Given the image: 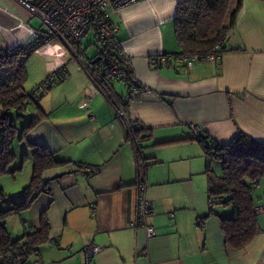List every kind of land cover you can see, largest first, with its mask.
Returning <instances> with one entry per match:
<instances>
[{
  "label": "crops",
  "instance_id": "obj_1",
  "mask_svg": "<svg viewBox=\"0 0 264 264\" xmlns=\"http://www.w3.org/2000/svg\"><path fill=\"white\" fill-rule=\"evenodd\" d=\"M176 3L143 0L110 15L130 59L129 77L141 91L132 93L123 76L114 80L111 98L97 94L84 107L92 82L66 46L49 71L65 68L62 80L37 98L40 119L25 140L63 163L43 171L50 193L18 215L19 228L6 223L17 238L39 228L46 212L49 239L30 256L33 264H264V214H256L253 235L235 246L239 241H227L231 227L227 233L222 227V220L231 224L232 205L210 210L200 140L226 144L239 132L264 140V1L241 0L227 49L190 68L172 55L180 49ZM22 9L14 0H0V48L6 51L29 41L35 30ZM97 58L96 52L88 62L98 65ZM111 99L123 103L125 118L116 115ZM191 124L200 127L199 137ZM136 127L143 131L135 144L130 132ZM141 182L152 202L151 238L133 222ZM255 185L253 204H264V176ZM89 244L100 250L86 261Z\"/></svg>",
  "mask_w": 264,
  "mask_h": 264
},
{
  "label": "trees",
  "instance_id": "obj_2",
  "mask_svg": "<svg viewBox=\"0 0 264 264\" xmlns=\"http://www.w3.org/2000/svg\"><path fill=\"white\" fill-rule=\"evenodd\" d=\"M230 0H177L174 16V34L179 45V51L172 54L180 56L196 55L199 60L210 58L224 52L229 32L233 29L236 17L241 6V0H237L232 10H229ZM264 1V0H262ZM43 43L36 39L29 45V49L23 51H0V176L13 174L17 167L10 169L15 160V154L11 147L15 140H25L27 132L36 124L40 116H32L29 123L23 125L20 130L8 119V111L19 112L30 104L36 103L40 96H34L32 92L20 93L23 81L26 77L23 68L24 56L29 53L33 45ZM215 46H218L215 49ZM112 59L117 56L107 53ZM16 68L12 81L2 79V74L11 68ZM124 76L130 79L128 68L123 67ZM51 87V86H50ZM31 99V100H30ZM143 131L136 127L131 133V139H138L137 134ZM148 136V135H147ZM145 136H143L144 138ZM204 146L206 156V174L208 177V200L211 203L210 210L216 205L230 203L234 209L231 224L222 220V227L227 233L228 226L231 231L227 241H239L235 246H242L257 230L256 214L253 204V184L264 176V140H255L243 132H239L226 144L216 143L212 140L200 139ZM32 147L31 158L33 162L32 177L27 186L22 190V200L19 203L8 201L3 188L0 186V264L1 258L14 246L19 245L30 258L38 247L48 241L49 223L46 212L40 214L39 228L25 231L21 236L12 238L7 227L6 219L11 215H20L29 209L33 201L41 193H50L47 181L42 179V173L48 168L62 164L43 145L26 140ZM24 158H27L23 156ZM217 160L221 164V175L214 174L210 165ZM32 262V260L30 259ZM33 263V262H32Z\"/></svg>",
  "mask_w": 264,
  "mask_h": 264
},
{
  "label": "built area",
  "instance_id": "obj_3",
  "mask_svg": "<svg viewBox=\"0 0 264 264\" xmlns=\"http://www.w3.org/2000/svg\"><path fill=\"white\" fill-rule=\"evenodd\" d=\"M23 7L30 15L37 16L47 27L46 32L30 30L29 41L18 47L20 51L29 49V45L39 39L46 42L53 37H58L70 51V60H77L85 66L92 85L85 90L83 106L88 107L97 94L109 95L114 80L123 77V67H130V59L124 52L122 43L117 39L119 24L110 19L112 13L119 11L133 3L143 0H14ZM92 29L94 31L95 43L97 44V55L99 66L88 62L85 56L86 47L82 38ZM218 46H215L217 49ZM111 52L117 58L112 59L107 55ZM218 59L220 56H214ZM183 64L190 68L199 61L196 55L180 56L178 58ZM158 61H152L155 66ZM64 67H60L49 73L43 82L36 85L31 92L34 96L44 94L50 86L62 80ZM143 89L133 79L130 90L137 93ZM115 113L119 117H126V111L122 102L111 99ZM194 137H199L201 129L197 124L190 125ZM147 185L141 182L137 186L136 209L134 224L144 229L147 238L155 236L154 227L148 223V216L153 213L152 202L147 197ZM211 208V203L208 200ZM255 214H264V204L254 205ZM200 220L197 221V224ZM100 250L99 246L89 244L84 247L86 261L91 260L94 254ZM3 264H33L30 258L19 245L13 247L5 255L1 256Z\"/></svg>",
  "mask_w": 264,
  "mask_h": 264
},
{
  "label": "rangeland",
  "instance_id": "obj_4",
  "mask_svg": "<svg viewBox=\"0 0 264 264\" xmlns=\"http://www.w3.org/2000/svg\"><path fill=\"white\" fill-rule=\"evenodd\" d=\"M237 0L229 1V10H232L234 4ZM22 13L25 15L26 23L34 28L37 31L46 32L47 27L42 23V21L37 17L30 15L27 11L22 9ZM174 25V21H173ZM82 43L86 47L85 55L88 58H92L93 55L97 52V44L95 43L94 31L90 29L88 33L82 38ZM65 44L58 37H53L50 40L38 43L33 45L31 50L27 55L24 56L23 68L25 69L26 77L23 81L22 90L20 93H29L36 86L45 80V78L49 75V71L54 67L61 58H63L64 54L67 52L64 47ZM5 47H1L0 51H6ZM16 73V68H11L8 72L2 74V79L5 81H12L13 75ZM31 100V99H30ZM36 105L34 102L27 104L24 109H22L19 113L22 116H17L18 111L12 109L8 111V119L11 120L20 130L23 125L29 123L32 116H37ZM0 107V115L1 112ZM1 119L0 116V122ZM12 151L15 154V160L10 166V169H14L17 167H22L20 170H16L13 174H3L0 176V186L3 188L7 196L8 201H13L15 203H19L23 196L22 190L25 186H27L32 177V169L33 162L31 158L32 147H29L26 143V140H15L11 147ZM27 158H24L23 156ZM212 166L210 168L214 172L215 175H221V164L219 161H212ZM258 196V192H256V185L253 188V197L256 199ZM209 204V203H208ZM210 208V206H209ZM6 222L10 226V228L14 225L19 228V217L18 215H11L6 219ZM14 231V230H13ZM36 259V258H32Z\"/></svg>",
  "mask_w": 264,
  "mask_h": 264
},
{
  "label": "flooded vegetation",
  "instance_id": "obj_5",
  "mask_svg": "<svg viewBox=\"0 0 264 264\" xmlns=\"http://www.w3.org/2000/svg\"><path fill=\"white\" fill-rule=\"evenodd\" d=\"M16 50H18V51H19V49H18V48H15L14 50H12V49H11L10 51H16Z\"/></svg>",
  "mask_w": 264,
  "mask_h": 264
}]
</instances>
